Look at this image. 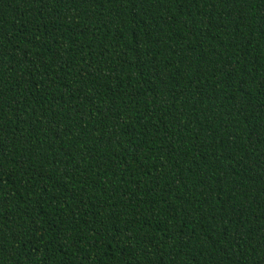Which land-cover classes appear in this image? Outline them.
I'll return each mask as SVG.
<instances>
[{
	"label": "trees",
	"instance_id": "1",
	"mask_svg": "<svg viewBox=\"0 0 264 264\" xmlns=\"http://www.w3.org/2000/svg\"><path fill=\"white\" fill-rule=\"evenodd\" d=\"M0 264H264V0H0Z\"/></svg>",
	"mask_w": 264,
	"mask_h": 264
}]
</instances>
